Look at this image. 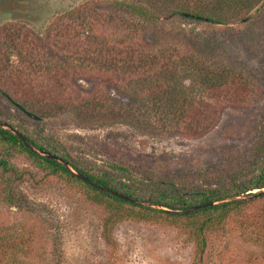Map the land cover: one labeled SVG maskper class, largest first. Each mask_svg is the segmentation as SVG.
Here are the masks:
<instances>
[{"label": "rangeland", "instance_id": "rangeland-1", "mask_svg": "<svg viewBox=\"0 0 264 264\" xmlns=\"http://www.w3.org/2000/svg\"><path fill=\"white\" fill-rule=\"evenodd\" d=\"M112 1L121 0H0V15H6L0 18L4 68L18 72L28 61L27 54L9 49L12 38L19 39L23 33L19 24L39 31L45 37L35 47L42 71L35 67L31 72L37 81H47L50 70L54 74L60 70L57 93L67 100L61 110L35 97L37 109L45 116L34 121L0 91V124L57 147L58 155L65 153L69 162L91 175L107 174L131 188L136 185L142 197L130 198L138 203L126 202L136 207L95 201L94 193L80 183L39 168L24 153L4 154L0 148V158L21 173L19 180L9 182L0 168V264H264V197L254 198L207 228L200 255L190 220L155 214L152 211L165 214V209H178L146 201L154 199L151 193L170 187L178 192L206 191L254 174L251 165L264 126V0L237 8V15L228 16L223 25L194 19L206 7L211 12L214 0H181L188 7L184 13L188 18L175 15L153 25L119 11ZM145 1L150 9H159L161 17L171 8L165 1ZM217 1V9L229 15V0ZM79 6L76 18L95 19L112 37L107 34L109 43L103 36L98 40L84 26L75 42L83 45L79 58L72 57L70 64L65 50L51 43L47 30L55 18V27L71 20L76 23L75 14L66 13ZM125 36L143 56L141 73L116 75L107 68L106 45L123 44ZM87 56H93L96 64L106 63L88 69ZM158 79L161 83L155 86ZM8 80L0 74V88L12 101L27 94L28 90ZM31 92L45 91L32 88ZM133 93H140L143 104ZM151 93H184L196 101L212 99V93L244 95L211 100L215 115L204 110L199 123L188 124L190 133L182 130L180 122L153 116ZM91 97L96 110L112 114H78L90 109L86 103ZM111 167H122L127 173ZM10 191L31 203L34 213L5 203Z\"/></svg>", "mask_w": 264, "mask_h": 264}, {"label": "trees", "instance_id": "trees-1", "mask_svg": "<svg viewBox=\"0 0 264 264\" xmlns=\"http://www.w3.org/2000/svg\"><path fill=\"white\" fill-rule=\"evenodd\" d=\"M168 2V5L171 7L169 11L166 13L167 15L164 17H161L160 13H157L159 9L154 8L150 9L148 7V4L145 0H121V1H112V5L115 6L119 11L127 12L129 15H132L133 17L140 18L144 23H148L149 25L153 24H159L160 20L163 21L166 18H172L175 15H185L184 13L186 9H188L187 6L183 5L181 0H160ZM224 1V0H223ZM253 0H229V5L226 7V12L229 15L223 14L222 9H217V0H214L213 5H211L212 9L209 10V7H206L205 12L195 13L194 19L196 20H202L204 22H208L212 25H223L228 23V16H236L237 15V8L238 10L243 9L241 6L249 5L252 3ZM225 2V1H224ZM79 6L77 9L73 8L70 9V12L66 13L68 15L77 14V10L80 9ZM75 14V18L78 17ZM6 16L5 14H1L0 18ZM25 19L28 20V15L25 16ZM79 23H72V20L69 24H66L64 27L63 25L55 27L58 19H53L49 22L50 29L47 30L48 32L51 31L49 34V40L52 44H55L57 47H60L61 49L65 50L67 54V59H69V63L71 64L72 60L71 58H79L81 45H77L75 42L77 41V38L79 36V33L82 32V29L87 28V30H91L94 32V36L98 37V40L103 36L105 39V42L111 39H106L107 34L110 35V32L104 28H100L95 21L88 20L85 21L81 18H76ZM19 27L22 29L23 33L20 36V38H12L11 45L9 49L17 51L18 53H23L25 56L28 55V61H24L22 66L18 67V72H15L14 70H6L4 66V62H2V55L0 53V74H6L9 78L7 83L14 84L16 86L22 87L24 90H28L26 95H23L22 98L16 101L11 100V96L7 91H5L4 87L3 89L0 88V91L2 92L3 96L8 99V101L14 106L18 105L20 108L24 109L25 111L34 114L37 117H44L45 113L43 111H39L37 109V105L35 102V97L38 96V98L45 101V103H50L52 105H55L59 107L62 110V107L64 104H66L67 100L63 97V93H57L58 87L60 88L59 80L61 75H58L57 73L60 72V70L56 71V74H54L50 70V76L52 77L48 78L47 81H44L41 79L40 81H37L36 77L34 76L35 72H31L35 69L41 73L42 68L40 67V63L36 60V56L38 55V52L35 51V47L38 46L37 42H40L42 39L45 40V37L41 35L39 31H29L26 25L19 24ZM48 27V28H49ZM100 29H103L101 31ZM46 31V32H47ZM108 32V33H106ZM130 32V30L128 31ZM128 34V33H127ZM13 36V35H9ZM112 37V35H110ZM109 37V38H110ZM126 37L123 38V44H117L116 46L109 45L105 47L104 50H109V55L106 56L108 58L109 65L107 68H110L113 74L116 75H125L126 73H141L142 68L144 69V63L142 61L143 56L139 55V53L135 52L132 47L130 46L126 40ZM108 41V43H109ZM17 42V43H16ZM78 42V41H77ZM83 46V45H82ZM101 48V47H100ZM103 49V48H101ZM88 60L87 67L88 69L90 67H98V65H103L105 60L100 61L98 64H96L95 58L93 56L86 57ZM82 59V57H81ZM102 63V64H101ZM110 66V67H109ZM133 69V71H132ZM59 71V72H58ZM58 76V79H55V77ZM147 81V79H145ZM142 81H144L142 79ZM149 82H151L150 79H148ZM164 81V80H163ZM154 82V81H152ZM158 86L160 80L154 82ZM35 88L38 89H44V93H32L31 89ZM168 88V87H167ZM134 97H137L140 100V103L143 104V98L141 97L140 93H133ZM152 97L149 99V102L151 103V107L155 106L154 108V114L158 120L166 119L168 121L172 122H180L183 124L182 130L185 132H192V129L188 127V124L194 123L196 125L200 122L202 117V112L205 110L208 114L206 115H215L213 108L210 105L211 100L215 101L217 99H222L226 97L227 95L233 96L232 98H241L244 94L242 93H212V99H206L207 101L200 100L185 95L184 93H151ZM184 94V95H182ZM209 94V93H208ZM207 95V94H205ZM27 96V97H26ZM86 104L90 107V109H81V112L78 111V105L74 108L79 112L78 114H86L87 116L96 115V117L106 114V112L111 111H105V109H95V104H93L96 100L94 98H90ZM154 99V100H153ZM153 101V102H152ZM208 102V103H207ZM15 107V106H14ZM195 107V108H194ZM16 108V107H15ZM193 108V110H191ZM209 110V112L207 111ZM112 114V113H111ZM83 116V115H82ZM89 118V117H88ZM102 124V123H101ZM19 134H21L30 145H32L35 149L42 150V151H50L52 154L58 156L62 160L68 162L70 167L87 177L90 181L93 183L108 188L114 192L120 193L124 196H127L128 198H136L141 196L142 193L139 191L137 186H133L131 188L127 183L124 181L118 180L115 181L109 175L107 174H101V175H91L87 173L86 171H83L76 167L73 163L69 162L67 159V155L65 153H61V155L57 154V147H53V145H45L39 141H36L34 139H31L27 137L26 135H23L19 130H17ZM46 147V148H45ZM0 148H3V153L6 154L8 151H15L19 153L26 154L30 159H32L36 166H38L41 169L47 170L48 172L59 175L61 177H64L68 180H71L73 182L80 183L83 185L84 188H86L89 192L94 193L93 198H95V201H99L102 199H106L108 201H112L119 204H126L132 207H136L133 205H130L120 199H117L115 197H112L111 195L107 193H103L99 190H96L89 185L83 183L76 177H74L66 168H64L62 165L55 161H51L49 159L40 157L33 152L29 151L27 148L23 146V144L17 139L16 136L12 135L8 131L0 128ZM256 160H254L255 163L252 168L254 169V174L251 177H248L245 180L242 181H236L234 180L229 186H223V187H216L212 189H207L206 191L200 190V191H194V192H178L174 187H170L168 191L159 190L155 191L150 194V196H154V199L147 198L146 201L158 204L159 206L166 207L168 209H186L192 206L201 205V204H207L211 202H216V204L208 206L203 209H199L196 211H192L190 213L186 214H177V215H169L164 214L162 211H152L155 214L165 216V217H171L174 219H186L190 220L189 224H191V227L193 230H195V238L199 241V245L197 247L198 255L202 253V248L204 245V239L203 234L206 231L207 228H210L212 225H218L222 218H224L227 214L230 212L239 209L249 201L253 200L257 197H264V192L262 189H264V126L262 127L260 131V141L256 148ZM0 168L2 172L7 173L9 175V182H14V180H19L21 173L17 171V169L13 166H11L8 161L4 158H0ZM115 168L117 172L127 173V170L122 167H111ZM123 180H129V178H125ZM9 191V190H7ZM146 191V190H145ZM249 191H256L252 194H245ZM241 195H249L250 197L248 200L241 199ZM227 198H229L228 201ZM139 199V198H138ZM4 202L8 205H16L19 208L24 209L25 211L29 213H34L35 208L32 206L31 203H29L21 194L14 193L12 191L6 193V197L4 199ZM142 210H147L145 208L137 207ZM199 217L200 220L198 221L196 218ZM3 238H0V241H2Z\"/></svg>", "mask_w": 264, "mask_h": 264}, {"label": "water", "instance_id": "water-1", "mask_svg": "<svg viewBox=\"0 0 264 264\" xmlns=\"http://www.w3.org/2000/svg\"><path fill=\"white\" fill-rule=\"evenodd\" d=\"M184 17L188 18L189 15H183ZM18 110H20L26 117H28L29 119L31 120H34V121H39L40 118L35 116L34 114L32 113H29L27 111H25L24 109L20 108V106L18 105H14ZM0 128L1 129H4L6 131H8L9 133H11L12 135L16 136L17 139L23 144V146L25 148H27L29 151L33 152L34 154L40 156V157H43V158H46V159H49L51 161H55L57 163H59L60 165H62L64 168H66L74 177H76L77 179H79L80 181H82L83 183L89 185L90 187L96 189V190H99L103 193H107L109 195H111L112 197H115L117 199H120L124 202H129V203H138L137 201L133 200V199H130L128 198L127 196H124L120 193H117V192H114L108 188H104V187H101L95 183H93L92 181H90L87 177H85L84 175L72 170L67 163H65L62 159L58 158L56 155H53V154H50L48 153L47 151H42V150H38V149H35L32 145H30L28 143V141L21 135L19 134L17 131H15L12 127H10L9 125H6V124H0ZM264 190V189H263ZM264 192V191H263ZM216 204V202H211V203H207V204H201V205H196V206H192V207H189V208H186V209H181V210H163L164 212L166 213H170V214H173V215H177V214H186L188 212H192V211H196V210H199V209H203V208H206L208 206H211V205H214Z\"/></svg>", "mask_w": 264, "mask_h": 264}]
</instances>
